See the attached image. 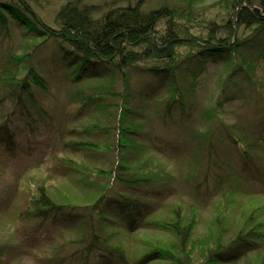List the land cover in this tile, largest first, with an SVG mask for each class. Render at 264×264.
I'll return each mask as SVG.
<instances>
[{"label": "trees", "instance_id": "1", "mask_svg": "<svg viewBox=\"0 0 264 264\" xmlns=\"http://www.w3.org/2000/svg\"><path fill=\"white\" fill-rule=\"evenodd\" d=\"M204 1L96 4L66 0L51 24L41 12L46 6L43 0H0V36L11 38L14 23L25 42L21 53L10 50L0 57V103L11 105V111L0 119V179L26 155L43 151L48 139L62 138L60 125L54 131L60 113L51 111L39 97L40 92L50 90V83L34 64L38 54L49 48L52 61L75 89L70 102L77 106V113L91 106L98 113L96 120L87 118L86 124L74 131H96L105 138L78 139L65 146L73 152L107 154L111 162L109 168L90 167L58 157V163L75 174L77 184L88 194V202L83 204L67 189L59 187L54 194L51 176L40 171L28 174L20 184L30 197L16 219L19 228L28 231L29 239L37 233L49 237L60 224L80 231L79 237L71 240L75 245L72 251H68L67 242L51 243L50 261L235 264L253 252L257 253L255 261L244 264H264L262 233L258 231L263 222L249 226L255 213L244 212L242 227L226 241L230 230L227 209L215 216L206 231L198 233L203 208L199 201L179 197L165 204L178 179L153 142L145 138L144 118L154 101L162 124L171 129L187 123L196 104L199 78L209 60L230 66L221 89L224 97L204 112L209 121L222 123L224 105L238 98L264 103L261 86L250 76L264 60V0H219L215 13L200 10ZM247 33L251 35L247 37ZM241 76L252 86L249 97L235 80ZM236 128L227 126L226 133L239 145L235 183L240 185L241 171L264 177L257 153L264 139V120L254 126L261 132L251 137L240 136ZM186 138L192 143L200 138L197 152L210 158L203 170H197V181L190 190L197 200L202 195L212 196L211 157L219 159L212 131H190ZM220 191L222 197L234 201L232 207L238 204L236 189L235 200L234 191ZM15 234L9 229L5 243L0 240V264H6Z\"/></svg>", "mask_w": 264, "mask_h": 264}, {"label": "rangeland", "instance_id": "2", "mask_svg": "<svg viewBox=\"0 0 264 264\" xmlns=\"http://www.w3.org/2000/svg\"><path fill=\"white\" fill-rule=\"evenodd\" d=\"M65 1L43 0L46 6L41 12L49 23H54V14L59 5ZM86 1L96 4L104 2L126 4L128 1L137 0ZM218 1L205 0L202 5H199V8L201 11L206 10L209 13H215L219 8ZM246 35L248 37L251 33ZM24 43L20 29L13 23L11 38L0 36V57L10 50L21 53ZM244 50L256 52V50L251 51L253 49ZM52 54L53 52L50 48L43 50L34 60V64L50 83V90L48 92H40L39 97L47 107H50L51 111L60 113V122L54 128V131H57V128H60L58 125H60L62 127L60 128L62 129V138L58 140L57 136H55L52 139H48L49 143L45 144L43 151H35L32 155H26L21 163L12 166L10 172H7L0 179V233H3L0 234V240L4 242L5 233H9V229L11 232L16 233L13 236V247L7 250L6 264H61L50 261L49 252L54 247H50V244L56 243L55 246H58L62 242H67L68 251L70 249L72 251L75 245L71 243V240L78 238L80 234V231L74 229V227L60 224L49 237L42 235V233H37L29 239L27 236L28 231L24 227L19 228L16 214L28 206L30 197V194L22 191L23 187L20 184L28 174L40 171L45 176L50 175L52 179L49 183L54 194H57L59 187L67 189L71 194L76 195V199H80L79 203L83 204L88 202V194L85 193L80 184H77L75 174L63 167V164L58 163V157L70 158L90 167L109 168L111 166V162L107 159V154L101 153L97 155L95 152H73L65 146V143L73 140L90 139L103 141L105 138L102 133L96 131H91L90 133L85 130L74 131L73 128H80V126L85 125L87 118L91 121L96 120L98 113L94 112L93 106L83 113H77V106L70 102V93L74 87L65 80L60 66L52 61ZM229 67L225 63L209 60L207 70L199 78V85L196 88V104L183 127L170 129L162 124L154 101L152 107L149 108L147 117L144 118L147 131L145 138L147 137L150 142H153L168 164L170 171L178 179L172 196L165 199V204L173 203L179 197H183L188 201H199L203 208L202 224L198 233L206 231L207 225L211 224L215 216L221 210L225 211L227 209L230 230L225 238L226 241L234 238L242 227L246 218L243 213L253 212L255 213L254 217L251 219V224L249 225L248 223V225L252 226L255 223L263 222L258 224V231L262 233L260 235L261 244L264 245V177H261L258 173L253 175L249 170L241 171L242 174L239 177L240 185L235 183V168H239V145L234 144L226 133V127L230 125H237L236 131L242 137L245 135L251 137L254 132L257 134L261 132L260 129L254 128V126L264 120L263 100L260 104H256L254 101L248 102L249 100L245 102L247 97H243L227 102L220 113V118L223 120L222 123L209 121L204 116V112L212 106L216 99L224 97L221 96V89ZM250 74L254 82L259 83V86H261L259 90H261L262 99H264V60L260 61L255 72ZM235 80L246 89V94L249 97L248 92L252 86H249L250 84L246 78L241 76L235 78ZM102 83L106 84L108 81ZM250 93L252 94V92ZM9 111H11L10 103H0V119L2 116H6ZM176 117L177 115L174 113L173 118ZM194 129L200 130L194 131ZM208 130L212 131L215 151L219 153V159L211 157L210 166L209 183L211 191L215 193L212 196L202 195V198L200 196L197 200V196L190 190L197 181L194 176L197 174V170H203L204 166L210 163V158L207 153L199 154L197 152V144L202 141L200 138H195L197 141L192 143L187 141L186 135L188 136L190 131H193V133L198 131L206 133ZM261 134L263 135L264 132ZM41 135H43V132ZM257 153L260 159L258 164L260 169H263L261 172L264 173V139ZM217 161L222 168L216 165ZM226 163L231 165V167ZM222 188L228 193L234 191L232 194L234 200L235 189L237 190L236 195L239 202L236 206L232 207L235 204L234 201H228L226 197H222L220 193ZM203 197H206V200ZM64 252L66 253L67 250H64ZM256 255L257 253H249V255H245L235 264H244V262L249 260L255 261Z\"/></svg>", "mask_w": 264, "mask_h": 264}]
</instances>
